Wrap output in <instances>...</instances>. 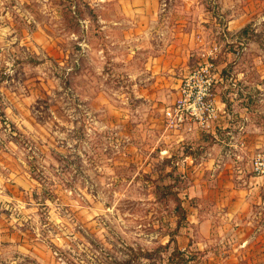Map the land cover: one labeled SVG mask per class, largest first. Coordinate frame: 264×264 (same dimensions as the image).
<instances>
[{"label": "rangeland", "instance_id": "obj_1", "mask_svg": "<svg viewBox=\"0 0 264 264\" xmlns=\"http://www.w3.org/2000/svg\"><path fill=\"white\" fill-rule=\"evenodd\" d=\"M175 30L180 77L212 51L222 98L264 109V0H0V264H264V230L190 221L196 146L146 65Z\"/></svg>", "mask_w": 264, "mask_h": 264}, {"label": "crops", "instance_id": "obj_2", "mask_svg": "<svg viewBox=\"0 0 264 264\" xmlns=\"http://www.w3.org/2000/svg\"><path fill=\"white\" fill-rule=\"evenodd\" d=\"M160 34L162 33L157 35ZM186 36L175 30L172 34L174 38L171 37L155 55L148 56L150 61L146 65L150 73L157 75V80L163 82L150 83V87L154 91H163L167 86L174 89L172 99L163 107L162 123L164 110L174 101L182 77L176 72L185 65L189 55L187 46L183 43L186 42ZM215 67L217 70L216 64ZM220 82L215 89L218 118L212 128L208 131L194 129L181 132L162 126L163 133L172 132L179 139H189V143L196 146V151L188 150L184 153L186 169L194 172L189 177L192 194L188 197H197L193 205H187L188 214L192 217L190 221L203 222L205 227L209 219L221 217L231 222L237 235H249L257 230H264V177L255 176L251 171L254 153L264 148V115L261 114L264 109L257 107L258 111L250 107L252 112L239 111L241 101L232 96L227 98L228 94L222 98ZM152 99V96H147V100ZM164 137L168 138V135ZM191 146L190 149H193V145ZM165 150V145L162 144L159 151ZM203 197L206 203L211 199L210 203L213 205L210 210L202 206ZM214 213L220 216H215Z\"/></svg>", "mask_w": 264, "mask_h": 264}, {"label": "built area", "instance_id": "obj_3", "mask_svg": "<svg viewBox=\"0 0 264 264\" xmlns=\"http://www.w3.org/2000/svg\"><path fill=\"white\" fill-rule=\"evenodd\" d=\"M202 52L197 63L181 77L174 101L164 110V125L169 130L208 131L218 118L216 86L221 78L210 56ZM251 171L264 177V148L251 159Z\"/></svg>", "mask_w": 264, "mask_h": 264}, {"label": "trees", "instance_id": "obj_4", "mask_svg": "<svg viewBox=\"0 0 264 264\" xmlns=\"http://www.w3.org/2000/svg\"><path fill=\"white\" fill-rule=\"evenodd\" d=\"M177 210L181 213L182 217L184 216V213H185V208L184 206L180 203L179 205L176 206ZM174 251H176V253L179 255V256H182V252L180 250H178V248H174Z\"/></svg>", "mask_w": 264, "mask_h": 264}]
</instances>
